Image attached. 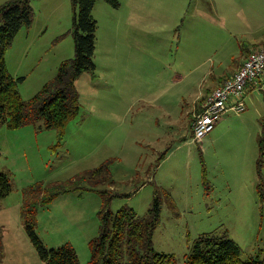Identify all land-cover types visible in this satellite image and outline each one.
Returning a JSON list of instances; mask_svg holds the SVG:
<instances>
[{"label": "rangeland", "instance_id": "obj_1", "mask_svg": "<svg viewBox=\"0 0 264 264\" xmlns=\"http://www.w3.org/2000/svg\"><path fill=\"white\" fill-rule=\"evenodd\" d=\"M29 1L31 25L5 51L24 99L75 55L71 0ZM117 2L95 3L96 68L77 77L79 112L63 131L0 125V172L13 188L0 200V264H44L22 215L33 192L36 235L47 248L71 244L81 264L91 258L100 211L129 206L145 215L155 201L153 247L178 264L202 234L235 240L243 259L264 258L261 92L201 140L191 127L207 88L241 59L240 30L224 23L229 0ZM103 163L110 173L69 183Z\"/></svg>", "mask_w": 264, "mask_h": 264}, {"label": "trees", "instance_id": "obj_2", "mask_svg": "<svg viewBox=\"0 0 264 264\" xmlns=\"http://www.w3.org/2000/svg\"><path fill=\"white\" fill-rule=\"evenodd\" d=\"M96 1L71 0V32L75 55L64 59L56 75L28 99H24L18 90L23 77H14L7 69L5 51L20 29L24 25H31L34 10L29 0H10L0 5V125L17 128L35 124L38 128L57 129L61 132L78 114L79 93L75 81L82 73L94 72L96 68L94 55L97 20L93 14ZM106 1L118 4L117 0ZM226 78H221L207 88L200 103ZM107 172L110 173L109 165L103 163L84 171L69 183ZM12 189L8 174L0 172V200ZM57 193L54 191L50 195ZM31 195V201L23 205L22 215L26 231L44 264H81L71 244L47 248L36 235V200L33 202L36 196L34 192ZM159 214L157 201L145 215L137 214L129 206L121 207L116 213L106 209L100 211L99 234L89 241L91 258L85 264H178L174 254L157 252L153 247V233ZM183 264H264V258L243 259L241 248L235 240L216 234H202L189 246Z\"/></svg>", "mask_w": 264, "mask_h": 264}, {"label": "built area", "instance_id": "obj_3", "mask_svg": "<svg viewBox=\"0 0 264 264\" xmlns=\"http://www.w3.org/2000/svg\"><path fill=\"white\" fill-rule=\"evenodd\" d=\"M264 75V47L249 53L237 70L224 79L201 103L194 113L192 130L194 139L199 141L209 133L222 115L228 110L240 113L245 109L243 101L249 84L260 85L259 77Z\"/></svg>", "mask_w": 264, "mask_h": 264}, {"label": "crops", "instance_id": "obj_4", "mask_svg": "<svg viewBox=\"0 0 264 264\" xmlns=\"http://www.w3.org/2000/svg\"><path fill=\"white\" fill-rule=\"evenodd\" d=\"M229 4V9H226L224 13V23L228 19L230 24L233 22L236 23L242 35V40H244L241 44L243 51L241 59H239L233 71L217 78L218 80L232 75L249 53L264 47V0H229ZM232 8L235 9V18L232 13ZM259 82L260 85L258 86L254 83L248 85L243 99L245 107H247V97L253 94H259L261 92L264 98V75L259 77ZM251 98H254V96H251ZM200 107L201 103L199 106L196 104L194 113L199 111Z\"/></svg>", "mask_w": 264, "mask_h": 264}]
</instances>
